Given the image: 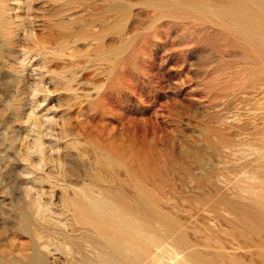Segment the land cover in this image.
<instances>
[{
	"label": "rangeland",
	"instance_id": "rangeland-1",
	"mask_svg": "<svg viewBox=\"0 0 264 264\" xmlns=\"http://www.w3.org/2000/svg\"><path fill=\"white\" fill-rule=\"evenodd\" d=\"M74 263L264 264V0H0V264Z\"/></svg>",
	"mask_w": 264,
	"mask_h": 264
},
{
	"label": "bare ground",
	"instance_id": "bare-ground-1",
	"mask_svg": "<svg viewBox=\"0 0 264 264\" xmlns=\"http://www.w3.org/2000/svg\"><path fill=\"white\" fill-rule=\"evenodd\" d=\"M31 26V25H30ZM25 36H27V37H29L30 39H32V40H37V39H35V34L33 33V31H32V27H31V29H30V32L28 31H25ZM28 39V38H27ZM45 65V64H44ZM44 68H46V67H44ZM54 73V72H53ZM31 117H33V116H31ZM31 120V119H30ZM54 120V119H53ZM35 123H36V121H35ZM36 125V124H35ZM241 126V125H240ZM37 127V126H36ZM36 129V128H35ZM37 133H35V135H36ZM38 134H40V133H38ZM49 134V133H48ZM39 136V135H38ZM38 139L40 140L41 138H40V136L38 137ZM52 140V139H51ZM58 140V139H57ZM43 141V140H42ZM39 142V141H38ZM41 143V142H40ZM42 144V143H41ZM39 145V144H38ZM46 145V144H45ZM44 146V145H43ZM39 147L41 148L42 146H40L39 145ZM43 148V147H42ZM43 150V149H42ZM101 151V150H100ZM40 155V154H39ZM44 156V155H43ZM44 160V159H43ZM46 164V163H45ZM134 179V178H133ZM37 190V189H36ZM113 190V189H112ZM30 194V193H29ZM99 194V193H98ZM31 195V194H30ZM38 196H36V198H37ZM29 198V197H28ZM31 198V197H30ZM35 198V199H36ZM39 198V197H38ZM35 199L34 200H31V201H35ZM41 200V199H40ZM30 201V202H31ZM36 201H38V199H36ZM35 201V202H36ZM43 203V202H42ZM35 204V203H34ZM34 204H33V206H34ZM31 205V204H30ZM37 205V204H36ZM39 205V204H38ZM48 206H49V204H48ZM38 207V206H37ZM50 208V207H49ZM38 209H39V213H42V214H46L47 213V211H48V209H47V207H45V206H42V205H39V207H38ZM23 213V212H22ZM36 213V212H35ZM23 215V214H22ZM31 215V214H30ZM35 215V214H34ZM40 215V214H39ZM32 216V215H31ZM45 216V215H44ZM48 216V215H47ZM36 217V216H35ZM43 222V221H42ZM23 230V229H22ZM61 230H62V228H61ZM59 231V230H58ZM71 231V230H70ZM65 232V231H64ZM68 232V231H67ZM61 234H62V232H60ZM64 234V233H63ZM70 235V234H69ZM110 235V234H109ZM40 236V235H39ZM53 236V235H52ZM36 237V236H35ZM112 237V236H111ZM46 238V237H45ZM38 239V238H37ZM46 240V239H45ZM40 241V240H39ZM38 242V241H37ZM36 242V243H37ZM67 243V242H66ZM66 243H64V244H66ZM37 245H39V244H37ZM40 246V245H39ZM44 246L46 247V248H48V245H46V244H44ZM67 246L68 247H70V244L68 245L67 244ZM42 247H43V245H42ZM99 247V246H98ZM97 247V248H98ZM38 248V247H37ZM100 248H102V247H100ZM42 250V249H41ZM50 250V249H49ZM45 251V250H44ZM69 251H71V250H69ZM95 254V253H94ZM174 255H175V257L176 258H178L179 256H180V252H176V251H174ZM37 256V255H36ZM94 259V258H93ZM73 261V260H72ZM100 261V260H99ZM75 264V263H74ZM171 264H173V263H171Z\"/></svg>",
	"mask_w": 264,
	"mask_h": 264
}]
</instances>
